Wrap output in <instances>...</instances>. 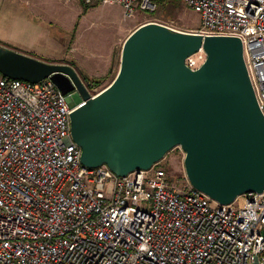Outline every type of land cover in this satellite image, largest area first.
<instances>
[{"label":"built area","instance_id":"2783aa9c","mask_svg":"<svg viewBox=\"0 0 264 264\" xmlns=\"http://www.w3.org/2000/svg\"><path fill=\"white\" fill-rule=\"evenodd\" d=\"M79 1L117 4L124 18L156 8V0ZM181 1L197 14L192 33L240 39L264 117V0ZM204 58L199 48L183 62L196 69ZM84 82L89 96L102 89ZM73 92L49 75L0 73V264H264V187L221 204L184 172L178 187L162 158L123 176L86 167L69 134Z\"/></svg>","mask_w":264,"mask_h":264},{"label":"water","instance_id":"95a60500","mask_svg":"<svg viewBox=\"0 0 264 264\" xmlns=\"http://www.w3.org/2000/svg\"><path fill=\"white\" fill-rule=\"evenodd\" d=\"M199 48L205 58L189 69L183 61ZM0 73L28 82L49 75L61 93L75 88L69 134L86 167L104 164L123 176L178 146L189 184L218 203L264 187V117L236 36L142 23L124 38L115 75L93 96L68 63L1 44Z\"/></svg>","mask_w":264,"mask_h":264},{"label":"rangeland","instance_id":"374dc122","mask_svg":"<svg viewBox=\"0 0 264 264\" xmlns=\"http://www.w3.org/2000/svg\"><path fill=\"white\" fill-rule=\"evenodd\" d=\"M2 2V0H1ZM29 3V4H28ZM79 0H3L0 8L1 28L7 25L12 15L15 25L12 30H2L9 37L8 43H17L33 48L39 54L55 57L66 54L70 59L82 66L83 72L90 73L100 58L109 57L108 71L103 80L92 83L95 90L105 87L115 75L118 67L119 53L122 42L128 33L138 25L148 20H158L172 28L183 32H194L198 27V17L195 12L186 7L181 0H168L161 5L156 2L153 12L135 10L129 18L122 16L117 4L87 5L84 11ZM21 18H18L19 16ZM25 24V26L23 25ZM32 24L33 26H29ZM38 30V33H37ZM37 35L32 42L31 37ZM22 41V42H20ZM27 43V44H23ZM67 47H70L66 52ZM64 62L66 59H62ZM65 60V61H64ZM69 64V63H68ZM77 73L80 81V71L69 64ZM101 77V76H98ZM183 153L177 148L170 149L162 157L160 165L171 174L176 175V185L186 188L183 181Z\"/></svg>","mask_w":264,"mask_h":264},{"label":"crops","instance_id":"0c3cea01","mask_svg":"<svg viewBox=\"0 0 264 264\" xmlns=\"http://www.w3.org/2000/svg\"><path fill=\"white\" fill-rule=\"evenodd\" d=\"M2 2H3V0H2ZM2 2L0 0V8L2 6ZM76 2H77V0H76ZM12 18L14 19L16 17L11 15L6 22L7 25L4 27V29L1 28V26L4 23H2V25L0 24V44L1 45L12 48L14 50H17V51H20L23 53H26V54L33 56V57H36V58H39V59H42L45 61H49V62H58V60H62V59H66L67 61H72L75 65V67L87 77L102 76L103 74H105L108 71L110 55L107 58H100L99 63L94 65V67L90 70V73H86V72H83L84 69L82 68V66H79L75 61L70 59L66 54H64L63 57H61L60 54L56 55L55 57H49V56L47 57L46 55L37 53L36 51H34L33 48H29L27 46L25 47V45H21L19 43L10 46V44L8 43L9 37L7 36V33H4L3 31L4 30H7V31L12 30L11 28H13L15 25V22ZM18 18H21V16H19ZM1 19H2V16H0V23H1ZM23 25L25 26V24H23ZM29 26H33V25L29 24ZM37 33H38V30H37ZM37 33H36V35H34L33 37L30 38L31 39V45L33 44L32 42L35 43V41L37 40V35H38ZM20 42H22V41H20ZM23 44H27V43H23ZM69 49H70V47H67L66 52H68Z\"/></svg>","mask_w":264,"mask_h":264},{"label":"trees","instance_id":"16d2710c","mask_svg":"<svg viewBox=\"0 0 264 264\" xmlns=\"http://www.w3.org/2000/svg\"><path fill=\"white\" fill-rule=\"evenodd\" d=\"M156 2L160 3L161 5H164L165 3L168 2V0H156ZM81 5L83 6V10H82V11H84V10L86 9L87 5H84V4H81ZM58 61H63V60H58ZM64 61H65V60H64ZM65 62H67V63H69V64L75 66L74 63H73L72 61H65ZM80 73H81V72H80ZM81 76H82V79H84L85 81H91V82H93V83H98V82H100L101 80H103V78L105 77V75H104V76H101V77H87V76H85L83 73H81ZM112 78H113V77H112ZM112 78H111V79H112ZM111 79H110V80H111Z\"/></svg>","mask_w":264,"mask_h":264}]
</instances>
